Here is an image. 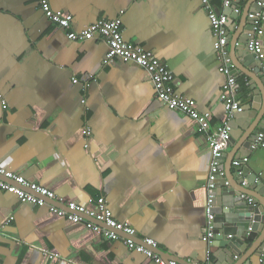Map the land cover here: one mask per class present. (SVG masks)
Here are the masks:
<instances>
[{"label": "crops", "instance_id": "crops-1", "mask_svg": "<svg viewBox=\"0 0 264 264\" xmlns=\"http://www.w3.org/2000/svg\"><path fill=\"white\" fill-rule=\"evenodd\" d=\"M211 1L229 18L235 97L243 107L229 121L231 137L223 145L226 181L215 191L212 244L203 239L212 163L208 135L188 115L158 101L145 69L119 59L106 65L103 37L69 41L39 0H0V96L6 102L4 108L0 101V165L52 190L59 208L105 198L115 219L137 231L136 242L153 239L157 254L167 260L264 264V148L253 150L247 142L250 132H264V73L247 49L248 14L259 11V0H235L240 14L224 9L222 0ZM51 5L73 16L74 31L121 19L125 41L167 65L177 93L212 114V130L227 120L221 99L227 77L200 0H51ZM260 39L264 47V30ZM243 158L249 162L235 167ZM230 199L239 202L232 214H224ZM252 204L259 220L249 219L244 229L241 207ZM231 216L239 217L236 224ZM0 234V264H156L123 240L108 241L47 208L23 206L1 189Z\"/></svg>", "mask_w": 264, "mask_h": 264}, {"label": "built area", "instance_id": "built-area-1", "mask_svg": "<svg viewBox=\"0 0 264 264\" xmlns=\"http://www.w3.org/2000/svg\"><path fill=\"white\" fill-rule=\"evenodd\" d=\"M200 1L211 23L219 69L227 77L221 98L225 106L227 120L216 130H212L211 127L212 114L210 112L200 111L195 100L177 93L174 86V74L165 63L143 47L125 41L121 19L112 21L101 20L88 25L81 31H74L72 28L73 16L61 11H55L52 8L51 0H39V7L48 20L66 33L69 41L84 42L93 40L96 36L103 37L109 47L105 59L106 65H110L115 59H119L124 62L135 63L145 69L152 78L158 101L170 111H179L188 115L198 124L200 132L208 135L207 141L212 156V163L208 181V199L205 205L207 227L203 239L212 244L216 236L215 191L218 181L225 175L221 166L224 155L223 145L231 137L232 127L229 121L235 115L242 113L243 107L235 97L237 82L233 63L228 52L227 25L229 18L225 14L220 13L211 0ZM234 2L235 0H222V5L224 9L234 8V13L240 14L241 10L236 6L234 7ZM256 4L259 11L248 14L252 30L247 42V49L249 53L261 62V68L264 73V47L260 39L264 30V0H259ZM74 82H78V80L74 79ZM0 101L3 107L6 108V102L2 99V96H0ZM84 103L85 101H83ZM87 135H90L89 131H87ZM261 148H264V132L258 133L251 145L253 150ZM248 162L249 158L239 159L234 162V166L241 167ZM0 189L16 195L23 206L31 204L47 208L59 218L74 224H84L88 229L108 241L123 240L130 249L145 254L156 264H180L175 260H167L157 254L155 251L157 243L153 239L146 238L141 244H138L134 239L137 231L130 225L115 219L105 198L90 199L88 203L83 205L67 202L64 203V209L59 208L53 204V201L56 200V195L52 190L26 179L21 174L8 170L3 165H0ZM252 201L250 200V202ZM59 257V255L51 256V258Z\"/></svg>", "mask_w": 264, "mask_h": 264}, {"label": "water", "instance_id": "water-1", "mask_svg": "<svg viewBox=\"0 0 264 264\" xmlns=\"http://www.w3.org/2000/svg\"><path fill=\"white\" fill-rule=\"evenodd\" d=\"M258 132H256V131H252V132H250L249 133V137H248V144H249V146H251L252 145V142H253V137H251V136H256V134H257ZM252 134V135H251ZM219 181H221L220 183H222V184H224L225 183V181H226V178H225V180H223L222 181V179L221 180H219ZM219 181H218V183H217V186H216V188H221V184L219 183ZM242 182V181H241ZM222 193V192H221ZM239 200H240V198H239ZM239 200L238 199H233V200H229V208H228V211H223L224 212V214L225 213H227V214H232L233 213V211H235V205L234 204H237L238 202H239ZM234 205V206H233ZM241 210L243 211L242 213L243 214H241L240 216H242V220L243 221H245V223H244V225H240V226H242V227H244V229H246L247 228V221L249 222L250 220H251V218H253L254 220L253 221H255V222H258V220L259 219H257V215H258V212H257V209L253 206V204L252 205H242V207H241ZM231 224H236L237 223V221H238V219H239V217H236V216H231ZM250 219V220H249ZM219 221H221L222 222V220H219ZM246 224V225H245ZM240 229H242V228H240ZM249 233H247V235H248ZM155 251L156 252H160V250L159 249H155Z\"/></svg>", "mask_w": 264, "mask_h": 264}]
</instances>
